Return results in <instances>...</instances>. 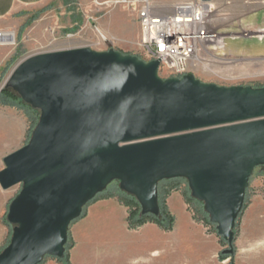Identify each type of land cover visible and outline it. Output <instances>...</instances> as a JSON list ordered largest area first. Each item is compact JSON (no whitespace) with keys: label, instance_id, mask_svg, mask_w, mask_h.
<instances>
[{"label":"water","instance_id":"1","mask_svg":"<svg viewBox=\"0 0 264 264\" xmlns=\"http://www.w3.org/2000/svg\"><path fill=\"white\" fill-rule=\"evenodd\" d=\"M159 64L80 47L13 67L1 90L40 113L27 144L3 159L0 188L20 191L0 264L62 259L70 225L112 182L158 217L159 182L184 179L231 248L249 180L264 167V87L162 79Z\"/></svg>","mask_w":264,"mask_h":264},{"label":"rangeland","instance_id":"2","mask_svg":"<svg viewBox=\"0 0 264 264\" xmlns=\"http://www.w3.org/2000/svg\"><path fill=\"white\" fill-rule=\"evenodd\" d=\"M150 1L155 5H169L187 0ZM209 2L214 10L210 30L217 38L202 47L197 61L187 64V74L202 83L219 87L264 86V0ZM68 4L72 11L67 12L65 6ZM71 13L76 20L70 18ZM12 39L14 44L19 40L21 44L11 68L32 54L80 47L97 52L116 50L145 60L139 47V26L134 13L130 7H123L113 0H48L42 7L28 12L26 24ZM158 76L168 79L172 73L160 70ZM34 113L39 117L40 112ZM37 121L33 116L24 145ZM176 185L177 190L164 200L174 217L171 231H164L149 222L131 227L127 220L128 230L134 232L133 245L124 249L117 244L124 235L119 226L99 229L86 243L78 245L77 251L80 258L83 257L80 264H264V167H258L249 180L241 213L234 224L231 248L220 239L203 204L191 198L185 180ZM115 186H118L117 182H113L111 188ZM19 191L20 186H15L4 192L6 207L0 217V236L3 238L0 251L11 238L12 227L5 221L6 214ZM107 193L98 196L97 200L108 198ZM173 193L181 195L182 211H174L172 202L167 201ZM126 207L129 215L131 208ZM79 220L68 229L71 247L67 264H78L71 261L70 252L74 248L72 227ZM230 249L231 254L223 253ZM41 264L66 263L48 257Z\"/></svg>","mask_w":264,"mask_h":264},{"label":"crops","instance_id":"3","mask_svg":"<svg viewBox=\"0 0 264 264\" xmlns=\"http://www.w3.org/2000/svg\"><path fill=\"white\" fill-rule=\"evenodd\" d=\"M48 0H0V33L3 35H11L16 38L20 34L26 24L27 14L36 7H42ZM171 4V3H170ZM71 5L68 4L67 12L72 11ZM70 18L76 20L73 13L69 14ZM68 15V17H69ZM67 17V18H68ZM72 21V20H71ZM20 41V40H19ZM0 43V94L1 88L8 77L12 68L11 62L20 53L21 42ZM8 101L0 97V171L2 170L3 159L9 153L22 147L28 136L30 122L33 117L27 111L19 106L7 104ZM4 190L0 188V217H2L4 207H6V199ZM172 209L182 211V198L179 193H173L170 199ZM128 208L124 206L117 198L99 199L86 209L85 218L79 220L72 227V239L74 248L70 252V259L74 263H82L83 257L80 258L78 253V245H83L90 235L99 229L112 228L119 226L124 233L118 240L117 244L124 249H128L133 245V231L128 230L127 216ZM150 226H147L148 228ZM3 230V229H2ZM3 238L0 236V244Z\"/></svg>","mask_w":264,"mask_h":264},{"label":"built area","instance_id":"4","mask_svg":"<svg viewBox=\"0 0 264 264\" xmlns=\"http://www.w3.org/2000/svg\"><path fill=\"white\" fill-rule=\"evenodd\" d=\"M130 7L139 26V47L145 62L159 61V70L172 78L187 74L186 66L198 60L202 47L214 42L209 1L187 0L155 5L150 0H113ZM10 42L0 33V43Z\"/></svg>","mask_w":264,"mask_h":264},{"label":"trees","instance_id":"5","mask_svg":"<svg viewBox=\"0 0 264 264\" xmlns=\"http://www.w3.org/2000/svg\"><path fill=\"white\" fill-rule=\"evenodd\" d=\"M262 87H264V86H262ZM262 87H260V88H262ZM0 97H2V99H4V100H7L8 101L7 104L19 106V107L25 109L27 111V113L30 115V117L35 116V119H36V117L38 119V116H36V114L34 113L36 110H33L29 106L22 103L20 98L18 97V95L15 92H13L11 89H3L1 94H0ZM257 168H255L254 171H256ZM181 180H184V179L163 180V181L159 182L158 187H157V200H158V206H159V216L158 217H154L152 215L151 216L140 215V211H139L140 207L138 205V202H136V200L132 196H129V195L123 193L122 191H120L118 186L111 188L113 182L105 189V191H103L98 196L105 195L108 192L107 193L108 198H110V199L111 198H117L118 200H120V202L122 204H124L125 206H129L131 208V211L128 215L127 220H128L129 225L131 227H134L137 225L142 226L145 223L149 222L151 224L153 223V224L157 225L160 229H162L164 231L165 230L171 231L173 228V225H174V217L167 210L164 200H166V198L169 196V194L172 191L177 190L178 187H177L176 183H178ZM109 189H110V191H109ZM245 196H246V191H245ZM97 197L92 202L97 200ZM85 208L83 209L79 219L85 218ZM70 247H71V245L69 244V241L67 239V242L65 245V250H64V256L62 259H57L60 263H66L67 264V262H68V251H69Z\"/></svg>","mask_w":264,"mask_h":264},{"label":"bare ground","instance_id":"6","mask_svg":"<svg viewBox=\"0 0 264 264\" xmlns=\"http://www.w3.org/2000/svg\"><path fill=\"white\" fill-rule=\"evenodd\" d=\"M3 37H9L10 38V41L13 42V39H12V36L7 34V35H3Z\"/></svg>","mask_w":264,"mask_h":264}]
</instances>
